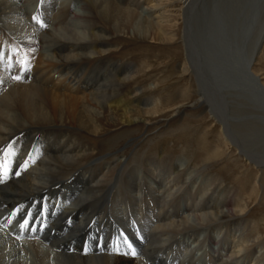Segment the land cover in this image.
I'll return each instance as SVG.
<instances>
[{
  "label": "bare ground",
  "instance_id": "1",
  "mask_svg": "<svg viewBox=\"0 0 264 264\" xmlns=\"http://www.w3.org/2000/svg\"><path fill=\"white\" fill-rule=\"evenodd\" d=\"M178 1L186 52L178 72L195 76L198 105L219 123L227 146L264 168V82L253 68L264 45V15L249 41L247 20L239 25L228 15L237 1L251 10L246 15L254 6L260 13L264 0ZM169 6L168 0H0V171L8 175L0 183V225L30 240V250L15 247L27 259L264 264V240L245 216L247 201L219 176L160 152L138 154L133 165L128 158L107 161L87 139L118 122L136 123L133 104L151 102L139 98L142 90H127L137 77L134 66L103 54L113 52L109 39L128 33L141 12L142 41H170L176 34L167 24L175 18ZM216 27L226 37L221 45ZM8 241L0 243V264H29L7 260L16 243Z\"/></svg>",
  "mask_w": 264,
  "mask_h": 264
},
{
  "label": "rangeland",
  "instance_id": "2",
  "mask_svg": "<svg viewBox=\"0 0 264 264\" xmlns=\"http://www.w3.org/2000/svg\"><path fill=\"white\" fill-rule=\"evenodd\" d=\"M168 4L171 5L169 9L173 10L167 14L175 15L167 23L172 28L170 31L176 34L174 38L166 42L153 38L142 41L140 34L145 12H141L142 17L137 18L138 22L135 21L128 33L109 39L113 52L103 54L105 58L121 64L131 63L137 77L133 81L132 90L127 89L128 92L138 88L143 91L139 98L149 99L151 102L133 104L137 109L143 110L134 113L139 118L136 123L128 125L118 122V125L107 127L101 135L88 134L87 139L95 144V155L104 157L107 161L122 163L128 158L133 165L138 154L160 152L165 156L181 157L195 169H206L210 174L219 176L224 185L233 187L244 196L248 205L245 216L256 222V230L264 240V168L253 166L240 157L233 146H227L219 123L212 118L205 106L198 105L200 95L195 76L191 71L182 74L178 72V68L186 62L182 42L183 21L179 15L180 1L168 0ZM142 9L141 2L138 10ZM255 63L254 71L264 82V45ZM127 95L129 96L128 93L126 97ZM4 229L8 233L5 236L2 234ZM8 239H14L16 243L11 247V256L7 260L22 259L29 264H38L35 255L27 259L15 248L17 243H23L30 250V240L14 231V228L8 229L0 225V243L9 244ZM203 242L207 247L205 239Z\"/></svg>",
  "mask_w": 264,
  "mask_h": 264
},
{
  "label": "water",
  "instance_id": "3",
  "mask_svg": "<svg viewBox=\"0 0 264 264\" xmlns=\"http://www.w3.org/2000/svg\"><path fill=\"white\" fill-rule=\"evenodd\" d=\"M242 2L248 3V2H250V0H246V1L243 0ZM239 3H240V1H237L234 3L233 8L228 11V15H229L230 19H233L234 17L237 16L238 19L240 20V21L237 20V22H241V23H239V25H241L243 22L242 17H244L245 20H247V22H248L247 25H249V26H248V29L246 30V32H247L246 34L248 35V41H249L256 36L257 28L259 26V22H260L262 16L264 15V10L261 9L262 11L260 10V13H259L258 10L257 11L255 10L256 7L254 6L253 8H251L252 11H254V13L253 14L250 13V16H249V14L246 15L245 12L249 13L251 10L250 9L245 10V8H243V6L240 5ZM253 16H255L254 19L252 18ZM219 25H220V23H219ZM237 28L239 30L238 33L241 32L240 27H237ZM212 30H213V32L217 33V35H215V33H214V35H215L214 37L216 39H219L220 45H221V43L223 44L222 38L226 41V37L223 36L222 30H219L217 27L215 29L213 28ZM233 32H235V31H233ZM238 39H239V37H238Z\"/></svg>",
  "mask_w": 264,
  "mask_h": 264
},
{
  "label": "snow or ice",
  "instance_id": "4",
  "mask_svg": "<svg viewBox=\"0 0 264 264\" xmlns=\"http://www.w3.org/2000/svg\"><path fill=\"white\" fill-rule=\"evenodd\" d=\"M33 19H35V17H33ZM15 79L19 80L20 77L16 76ZM25 167H27V164H25ZM16 174L19 175V173H16ZM7 178H8L7 171L6 170L0 171V183H2ZM27 225H28V221L25 220V222L21 225V227L25 228V227H27ZM116 250L118 251V249H116ZM131 254L136 255L135 251H133Z\"/></svg>",
  "mask_w": 264,
  "mask_h": 264
}]
</instances>
